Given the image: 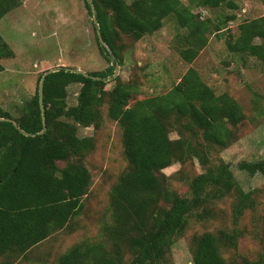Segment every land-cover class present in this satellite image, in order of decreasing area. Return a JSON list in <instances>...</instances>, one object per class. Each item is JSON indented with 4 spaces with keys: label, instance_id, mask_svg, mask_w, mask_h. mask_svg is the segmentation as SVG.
Wrapping results in <instances>:
<instances>
[{
    "label": "trees",
    "instance_id": "16d2710c",
    "mask_svg": "<svg viewBox=\"0 0 264 264\" xmlns=\"http://www.w3.org/2000/svg\"><path fill=\"white\" fill-rule=\"evenodd\" d=\"M82 1L97 19L98 46L109 67L88 73L90 77L65 67L47 76L43 134L40 83L18 118L0 108V118L13 119L17 124L0 121V264H27L42 244L62 231L73 230L92 184L84 160L96 147L95 137H80L78 127L98 128L106 104L110 118L123 130L129 167L111 190V219L103 226V239L72 247L55 264H161L191 219L214 214L213 202L237 194V222L246 208L254 206L251 193L239 188L230 165H214L210 160L214 148L233 143L234 129L246 119L241 105L228 93L218 95L194 68H189L169 92L133 105L130 101L139 92L137 85L118 78L113 90H106L107 78L123 64L122 35L139 41L153 35L172 17L181 29L189 31L180 38L179 51L191 64L207 45V33L220 32L236 19L233 15L218 23L202 20L192 6L218 9L228 5L236 9L237 5L230 0H190L189 7L182 0H137L131 7L126 0H92L94 14L89 0ZM22 5V0H0V21ZM144 6L148 12L139 14ZM240 30L264 39V19L247 21ZM98 31L112 55L101 44ZM229 50L247 52L264 64V48L252 40L240 47L229 43ZM14 56L0 34V73L5 70L2 60ZM76 83L82 85L78 104L68 107V87ZM174 129L180 130L179 139H171ZM190 159H197L205 172L190 180L189 195L182 196L169 187V177L163 171ZM240 169L264 177V160L243 162ZM162 206L168 212L158 236L151 222ZM228 236L226 247L235 245V238ZM221 238L211 233L195 237L192 264H264V255L257 261L226 262L221 254L225 237Z\"/></svg>",
    "mask_w": 264,
    "mask_h": 264
},
{
    "label": "rangeland",
    "instance_id": "374dc122",
    "mask_svg": "<svg viewBox=\"0 0 264 264\" xmlns=\"http://www.w3.org/2000/svg\"><path fill=\"white\" fill-rule=\"evenodd\" d=\"M23 5L12 11L0 22V34L14 51L11 59L2 60L5 68L0 73V108L18 118L24 107L33 99L43 73L65 67L86 73L102 72L109 63L98 46L95 17L82 0H22ZM137 0H126L133 7ZM236 9L223 5L218 9L194 8L193 13L213 23L228 16L236 19L220 32H208V43L193 63H186L179 49L180 38L189 34L181 29L174 18L165 20L162 28L153 35L136 41L122 35L123 64L116 68L117 77L107 78L106 90L112 91L120 78L123 83L139 87L130 101L162 95L180 81L189 68L198 71L201 78L220 95L228 93L242 107L246 119L236 129L233 143L227 148L216 147L210 154L212 164L225 162L230 165L238 186L244 193H251L254 206L246 208L237 222L234 218L237 194L232 193L210 204L214 214L203 219H191L183 236L169 249L161 264H192L194 238L206 233L225 237L221 254L226 262L257 261L264 255V177L240 169L243 162L264 160V64L247 52H232L233 47L252 40L262 45L264 39L253 38L240 30V25L264 19V0H230ZM190 6V0H182ZM144 6L139 14H146ZM211 28V27H210ZM115 72V73H116ZM116 79V80H115ZM82 85L68 87V107L78 104ZM108 104L102 107V120L98 128L78 127L80 137H95L96 147L85 158L84 164L92 175V184L84 199V209L76 218L73 230L62 231L32 253L27 264H55L72 247L84 242L103 239V226L110 222V193L129 164L123 146V130L110 118ZM179 129L170 133L179 139ZM65 167L66 163H59ZM205 168L197 159L184 164L175 163L163 171L169 177V187L182 196L189 195V182L204 173ZM168 209L162 206L151 227L159 236ZM235 238V245L226 247L224 242ZM222 239V238H221Z\"/></svg>",
    "mask_w": 264,
    "mask_h": 264
},
{
    "label": "water",
    "instance_id": "95a60500",
    "mask_svg": "<svg viewBox=\"0 0 264 264\" xmlns=\"http://www.w3.org/2000/svg\"><path fill=\"white\" fill-rule=\"evenodd\" d=\"M92 8H93V2L92 0H89ZM93 11H94V14H96V11L95 9L93 8ZM95 24H97V19L95 18ZM98 36H99V40L101 42V44L103 46H105L108 50V46H106V43L104 42L100 32L98 31ZM110 51V50H109ZM111 55H112V52L110 51ZM119 67L120 65H117L116 68L117 70H119ZM63 67L61 68H58V69H51L49 71H46L44 73V75L42 76V79L40 81V85H39V98H40V105H41V111H42V116H43V124H44V130L43 132H41L42 134L45 133L46 131V115H45V107H44V87H45V81H46V78L48 75H50L51 73H54V72H57L58 70L62 69ZM69 71H73V72H77V73H82L84 74L86 77H90V75L86 72H82V71H79V70H74V69H68V68H65ZM117 73L118 71L114 74V78L117 77ZM0 121H5V122H10V123H13L14 125H17L16 122L13 120V119H9V118H0ZM25 136L27 137H35L36 135L35 134H30V133H24Z\"/></svg>",
    "mask_w": 264,
    "mask_h": 264
},
{
    "label": "crops",
    "instance_id": "0c3cea01",
    "mask_svg": "<svg viewBox=\"0 0 264 264\" xmlns=\"http://www.w3.org/2000/svg\"><path fill=\"white\" fill-rule=\"evenodd\" d=\"M8 15H9V14H8ZM8 15H7V16H8ZM1 21H2V20H1ZM1 21H0V22H1ZM2 37H3V36H2Z\"/></svg>",
    "mask_w": 264,
    "mask_h": 264
}]
</instances>
